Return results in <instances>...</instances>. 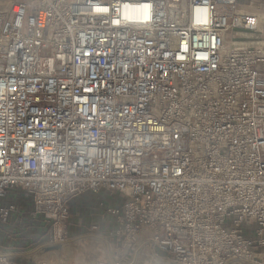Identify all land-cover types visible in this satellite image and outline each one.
I'll use <instances>...</instances> for the list:
<instances>
[{
  "label": "built area",
  "instance_id": "1",
  "mask_svg": "<svg viewBox=\"0 0 264 264\" xmlns=\"http://www.w3.org/2000/svg\"><path fill=\"white\" fill-rule=\"evenodd\" d=\"M236 4L0 7V264L64 242L86 195L103 238L178 264H264V45L225 47L262 33Z\"/></svg>",
  "mask_w": 264,
  "mask_h": 264
},
{
  "label": "rangeland",
  "instance_id": "2",
  "mask_svg": "<svg viewBox=\"0 0 264 264\" xmlns=\"http://www.w3.org/2000/svg\"><path fill=\"white\" fill-rule=\"evenodd\" d=\"M11 1L13 0H0V5L7 6ZM236 8L243 12L257 14L256 16H264V0H237ZM261 30L262 33L254 34L260 41L264 40V26ZM230 36L231 33H228L226 44H229ZM94 200L96 198L93 195H86L75 200L66 223L65 241L51 243L44 248L41 247L40 251L37 250L38 252L34 250L36 254L31 253L34 264H69L72 262L73 264H92L97 260H117L119 264H134L135 260H138L137 253L142 246L147 247L151 261L159 264H178L164 254L159 253L151 244L140 241V238L136 243H129L123 237L114 241V238L109 237V235L103 238L96 232L91 233L88 231L89 222L94 220L90 214L95 213L97 210H103L99 206L94 208ZM236 217L233 216L230 220H225L222 227L227 230L234 227L233 219ZM238 228L241 229L244 236H252L256 229V223L250 218H245ZM103 231L108 234L107 229ZM146 260L144 259L141 262Z\"/></svg>",
  "mask_w": 264,
  "mask_h": 264
},
{
  "label": "bare ground",
  "instance_id": "3",
  "mask_svg": "<svg viewBox=\"0 0 264 264\" xmlns=\"http://www.w3.org/2000/svg\"><path fill=\"white\" fill-rule=\"evenodd\" d=\"M1 6H5V5L2 4V5H0V7ZM257 19H258L257 30L260 31L263 28V26H264V16H257ZM256 36H258V35H256ZM246 44L261 46V45H264V40L260 41V39L255 37L254 34H252V33H245V32L241 33V32H237L236 31L235 35H234V39L231 42H229V44H225V47L226 48L236 47V46L239 47V46H243V45H246ZM137 258H138V260H135L134 264H142V263H145V264H159V263L151 261L149 259V253H148V249H147L146 246H142L139 249V251L137 253ZM144 259H147V260L144 261V262H141Z\"/></svg>",
  "mask_w": 264,
  "mask_h": 264
},
{
  "label": "crops",
  "instance_id": "4",
  "mask_svg": "<svg viewBox=\"0 0 264 264\" xmlns=\"http://www.w3.org/2000/svg\"><path fill=\"white\" fill-rule=\"evenodd\" d=\"M72 210V209H71ZM69 264H73V262L72 263H69Z\"/></svg>",
  "mask_w": 264,
  "mask_h": 264
}]
</instances>
